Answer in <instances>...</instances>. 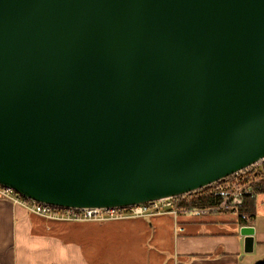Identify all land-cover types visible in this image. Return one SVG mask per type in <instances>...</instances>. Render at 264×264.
Returning a JSON list of instances; mask_svg holds the SVG:
<instances>
[{"label":"water","instance_id":"obj_1","mask_svg":"<svg viewBox=\"0 0 264 264\" xmlns=\"http://www.w3.org/2000/svg\"><path fill=\"white\" fill-rule=\"evenodd\" d=\"M262 159L264 0H0V185L127 207Z\"/></svg>","mask_w":264,"mask_h":264},{"label":"crops","instance_id":"obj_2","mask_svg":"<svg viewBox=\"0 0 264 264\" xmlns=\"http://www.w3.org/2000/svg\"><path fill=\"white\" fill-rule=\"evenodd\" d=\"M246 225L262 256L264 193ZM241 226L235 213L187 208L177 216L59 221L0 196V264H254L243 255Z\"/></svg>","mask_w":264,"mask_h":264},{"label":"built area","instance_id":"obj_3","mask_svg":"<svg viewBox=\"0 0 264 264\" xmlns=\"http://www.w3.org/2000/svg\"><path fill=\"white\" fill-rule=\"evenodd\" d=\"M263 165L264 159L240 172L198 190L179 196L146 201L127 207H59L33 200L18 193L11 187L2 185H0V196L12 201L14 204L24 206L31 213L59 221H108L125 218L153 217L156 215L177 216L181 208H185L180 207L178 201L190 200L199 195H211L219 192H225L226 194L225 198L219 203L213 206L187 209H196L202 214L217 211L236 212L242 201L243 190L245 186L248 185V180L252 177V174L257 173ZM179 231H183L182 228H179Z\"/></svg>","mask_w":264,"mask_h":264},{"label":"trees","instance_id":"obj_4","mask_svg":"<svg viewBox=\"0 0 264 264\" xmlns=\"http://www.w3.org/2000/svg\"><path fill=\"white\" fill-rule=\"evenodd\" d=\"M264 193V165L253 173L248 180L242 194V201L239 204L238 221L241 225L248 224L256 215L257 195ZM226 196L225 192L214 193L211 195H199L190 200H180L178 205L185 208H201L213 206L219 203Z\"/></svg>","mask_w":264,"mask_h":264},{"label":"rangeland","instance_id":"obj_5","mask_svg":"<svg viewBox=\"0 0 264 264\" xmlns=\"http://www.w3.org/2000/svg\"><path fill=\"white\" fill-rule=\"evenodd\" d=\"M238 212H239V208L237 209L236 212L231 211V213H235V214L237 213V215H238ZM243 255L246 257V259H248V258H250V259L254 258V259H256V260H258V259L264 257V254H263L262 256H259L260 254H259V250H258L257 248H254V251L249 252V253L244 252ZM246 259H245V260H246ZM256 260H254V262H255Z\"/></svg>","mask_w":264,"mask_h":264}]
</instances>
